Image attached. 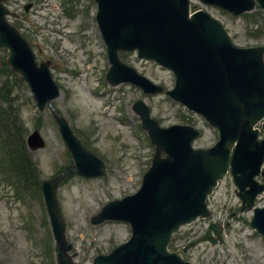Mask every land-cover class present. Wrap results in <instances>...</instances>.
Instances as JSON below:
<instances>
[{
  "label": "water",
  "instance_id": "obj_1",
  "mask_svg": "<svg viewBox=\"0 0 264 264\" xmlns=\"http://www.w3.org/2000/svg\"><path fill=\"white\" fill-rule=\"evenodd\" d=\"M95 18L112 63L107 78L139 85L147 93L162 87L121 63L118 49L137 50L139 57L153 59L171 69L173 89L167 94L200 113L219 130V140L206 149H192L198 131L189 125L160 127L140 100L133 109L141 126L155 144L151 165L137 192L107 202L91 221H128L131 236L106 255L94 257L93 264H189L178 252H168L171 232L196 215H206V194L230 163L238 194L247 206L264 184L253 176L264 156V137L257 140L253 125L264 118V47L235 46L221 24L203 10L188 14V0H95ZM239 13L253 7V0H204ZM264 7V0H258ZM9 13L0 0V47L8 51L6 61L27 82L37 108L49 105L59 133L68 148L73 165L40 187L55 242L59 264H70L64 251L70 248L64 237V222L55 191L68 173L85 177L104 172L103 161L85 148L67 120L51 106L58 93L48 61H35L27 40L5 18ZM264 129V122L262 124ZM31 149L44 145L38 130L27 135ZM165 152V157L160 152ZM264 174V169L262 171ZM248 190H244L245 186ZM251 225L264 235V208H256ZM185 249V248H184Z\"/></svg>",
  "mask_w": 264,
  "mask_h": 264
},
{
  "label": "rangeland",
  "instance_id": "obj_2",
  "mask_svg": "<svg viewBox=\"0 0 264 264\" xmlns=\"http://www.w3.org/2000/svg\"><path fill=\"white\" fill-rule=\"evenodd\" d=\"M190 1L191 9H204L219 20L237 46L264 45V9L258 5L248 15H232L199 0ZM4 3L14 14L10 22L25 35L36 58L50 60L51 76L60 89L52 100L53 107L106 165L103 175L84 178L73 174L60 182L56 191L66 224L65 238L71 243L69 252L77 263L91 264L95 255L125 241L130 229L127 223L115 221L93 225L90 216L105 202L134 192L153 153L132 103L142 100L161 126L182 123L198 128L200 135L193 141L194 147L212 145L218 134L201 116L163 92L144 94L130 83L111 85L105 80L109 62L95 21L94 0ZM119 58L165 89L173 86L169 70L137 58L135 51L119 52ZM11 87L12 96H18V112L27 133L37 128L45 140L44 147L30 151L31 159L41 178L53 177L72 162L57 124L48 108L37 110L28 88L15 83ZM14 184L1 175L0 264H56V246L41 193L23 189L20 199ZM239 205L232 178L226 176L208 199L210 218L181 226L173 234L170 247L175 249L197 238L211 221L220 224L222 241H202L188 248L184 258L192 264H264V239L249 225L252 209L239 211ZM255 206H264V192Z\"/></svg>",
  "mask_w": 264,
  "mask_h": 264
},
{
  "label": "trees",
  "instance_id": "obj_3",
  "mask_svg": "<svg viewBox=\"0 0 264 264\" xmlns=\"http://www.w3.org/2000/svg\"><path fill=\"white\" fill-rule=\"evenodd\" d=\"M4 56L0 49V170L9 183L17 185L20 198L23 189L40 195L38 170L26 147V128L18 114V96H12L11 83L25 84L10 70Z\"/></svg>",
  "mask_w": 264,
  "mask_h": 264
}]
</instances>
